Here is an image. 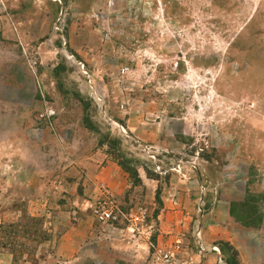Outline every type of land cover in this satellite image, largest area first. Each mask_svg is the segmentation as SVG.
<instances>
[{
    "label": "rangeland",
    "instance_id": "1",
    "mask_svg": "<svg viewBox=\"0 0 264 264\" xmlns=\"http://www.w3.org/2000/svg\"><path fill=\"white\" fill-rule=\"evenodd\" d=\"M197 234L264 264V0H0V264H219Z\"/></svg>",
    "mask_w": 264,
    "mask_h": 264
},
{
    "label": "built area",
    "instance_id": "2",
    "mask_svg": "<svg viewBox=\"0 0 264 264\" xmlns=\"http://www.w3.org/2000/svg\"><path fill=\"white\" fill-rule=\"evenodd\" d=\"M98 214L101 220L104 221V223L107 222L115 223L119 219V217L113 211L110 210L101 209L98 211ZM138 220H139L138 217H134L135 222ZM196 239H197V248L200 255L206 256L208 253L209 254L213 253V255L217 256L216 263L219 264L224 263L222 262L221 259L222 257L219 252V248L217 246L211 245L209 248L205 247V245L201 243V240H199V234H197ZM153 264H188V263L183 259L177 257V255H175L170 251L159 250L155 253V261Z\"/></svg>",
    "mask_w": 264,
    "mask_h": 264
}]
</instances>
